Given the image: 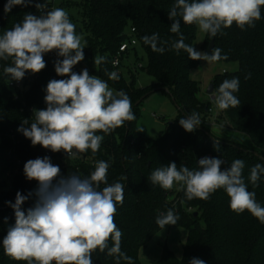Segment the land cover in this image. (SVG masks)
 Listing matches in <instances>:
<instances>
[{"label": "trees", "instance_id": "trees-1", "mask_svg": "<svg viewBox=\"0 0 264 264\" xmlns=\"http://www.w3.org/2000/svg\"><path fill=\"white\" fill-rule=\"evenodd\" d=\"M6 2L0 0V35L21 22L27 13L39 16L41 13L35 7L36 3L46 2L48 10L51 6L49 0H32L27 6H13L6 14ZM174 3L175 0H78L74 3L83 21L85 55L93 63L97 57H103L102 63L97 65L100 78L116 91L122 90L129 96L136 119L125 122L109 134L99 132L104 139L95 154L89 150L79 158L70 159L63 151H50L48 157L65 177L73 173L87 177L100 160L109 164L108 183L119 181L124 184L123 203L117 204L114 221L123 233L121 251L132 258V264H142L140 250L162 231L156 218L169 209L179 219L176 225H166L164 229L183 228L187 231L183 255L177 258L165 246L161 258L153 264H189L193 258L202 259L205 264H264V224L247 211L241 214L232 211L230 198L223 189L207 200H188L179 184L164 190L148 180L156 168L171 162H175L178 169L186 166L198 170L199 159L218 157L224 161L223 170L235 159H241L245 164L243 177L248 190L256 193L257 202L264 207V174L257 186L249 180L251 168L257 163L264 165V7L255 27L246 26L241 30L234 23L229 28H222L215 38L206 35L205 39L208 45L214 40L215 47L222 50V57L226 56L219 61L238 64L237 71L220 73L212 81L214 93L225 79L236 77L240 81L239 91L234 93L240 105L220 110L216 120L220 123L227 121L223 127L225 130L247 136L252 142L247 147L229 138L215 137L207 126L210 104L200 100L199 84L191 78V71L199 66V60H191L184 50L177 54L171 49L180 34L186 44L194 47L197 25L184 24L181 20L180 34L172 33L168 13ZM128 26L135 30L134 37L147 55V66L138 70L155 78V83L145 89L136 86L135 75L132 74L128 82L112 66L113 60L119 56L120 46L129 39L126 35ZM154 33L159 34L161 42L167 41L163 44L165 51L162 54L154 52L142 40L143 36ZM57 59L62 57L55 52L46 53V67L36 74L27 72L20 80L22 90L12 89L10 83L17 80L3 71L4 67L12 66L11 58L0 60V264H28L27 261L14 260L3 249L2 240L8 228L15 224L14 210L8 202L15 203L17 192L26 196L35 191L37 181L26 178L24 165L28 160L46 155L45 148L33 146L17 129L23 120L32 122L34 109L46 108L44 98L48 82L68 78L56 74L54 65ZM73 71L81 72L76 65ZM113 72L117 79H110ZM156 88L166 89L164 92L176 104L179 115L167 123L157 139H151L138 128L142 103L135 105ZM192 112L199 113L202 123L195 131L187 132L179 120ZM104 186L100 185L101 188ZM34 203L35 196L25 201L22 210L27 211ZM92 260L93 264H117L115 257L107 255V250L94 252ZM119 264L128 262L121 259Z\"/></svg>", "mask_w": 264, "mask_h": 264}, {"label": "clouds", "instance_id": "clouds-1", "mask_svg": "<svg viewBox=\"0 0 264 264\" xmlns=\"http://www.w3.org/2000/svg\"><path fill=\"white\" fill-rule=\"evenodd\" d=\"M32 0H7L4 12L13 6H27ZM39 16L27 13L21 22L0 35V60L11 58L12 66L4 67L5 74L20 81L27 72L39 73L46 67L44 55L55 52V72L67 79L50 80L46 87L45 109H34L33 120H23L17 129L33 146L40 145L56 153L63 151L68 158H79L89 150L99 151L104 139L99 132L111 133L125 122L136 119L132 102L122 90H112L99 76L90 75L85 68L80 73L73 71L75 65L84 60V44L76 32V26L68 13L59 7L48 10L46 2L36 3ZM264 0H175L168 18L172 21L170 31L180 34L181 20L184 24H195L201 32L215 38L222 28L234 23L241 30L255 27L261 19ZM144 44L154 52L163 53L159 34L142 37ZM182 34L171 44L177 54L184 50L191 60L218 61L226 59L220 48L211 54L197 51L184 42ZM159 45V46H158ZM103 57L94 61L99 65ZM116 73L110 79H117ZM248 77H246L247 79ZM239 78L225 79L212 95L219 110L240 105L234 93L239 91ZM202 123L199 113L179 120L187 132H193ZM30 126H26L29 125ZM221 158L203 157L198 160V170L186 166L177 168L175 162L156 168L148 177L152 185L170 190L179 184L188 200H207L219 189L230 198V209L237 214L249 212L264 224V207L256 200V193L249 191L243 177L244 161L235 159L230 167L222 170ZM109 164L97 161L95 170L87 177L78 174L62 176L58 165L50 157L28 160L24 174L28 180L37 181V188L28 195L16 193L15 203L8 202L15 214V224L10 226L2 240L6 255L28 264H93L96 251L132 264V258L121 251L122 231L114 218L117 204L123 203L124 184L108 183ZM264 165L257 163L250 170L249 180L257 186ZM121 179H127L122 177ZM101 184L105 186L100 187ZM35 196V203L27 211L22 205ZM179 216L169 209L160 213L156 224L160 229L176 225ZM111 241V246L109 245ZM189 264H205L193 258Z\"/></svg>", "mask_w": 264, "mask_h": 264}, {"label": "rangeland", "instance_id": "rangeland-1", "mask_svg": "<svg viewBox=\"0 0 264 264\" xmlns=\"http://www.w3.org/2000/svg\"><path fill=\"white\" fill-rule=\"evenodd\" d=\"M49 1L51 2V6L49 10L55 7H59V8H63L68 13L71 22L76 26L77 34L80 35L82 38V44H84L85 46V33L83 29V21L79 14V9L77 8V6L74 5V3L77 2L78 0H49ZM126 35L128 36L129 39L133 38L132 29L129 26L126 29ZM206 35L207 34L201 32L199 30V27L197 26L196 40L194 43V48L197 51L205 52V50L207 49L209 42L208 43L205 42ZM84 57H85L84 60L76 65L77 68L80 71L86 68L90 75L99 76V70L97 64L93 63L85 55V52H84ZM120 61H121V66L118 69V71L120 74L123 75L126 81L129 82L133 74L135 75L136 86L140 89L148 88L155 83V78L153 76L148 75L142 70H138L136 68L139 67L140 65L146 67L148 62L147 55L143 47L139 43H137V45L134 48H131L129 53L123 54ZM237 70H238V64L235 63L227 64L219 60L209 61V62L199 60V66L191 71V78L196 82H198L199 84L200 100L204 103L210 104L211 109L208 113L206 120H207V126L209 127L210 131L214 134V136L221 139L229 138L230 140H233L241 145L249 147L252 145V142L247 136L225 130L223 127L224 124L227 123V121H221L220 123L216 120V117L218 116L220 110L212 101V96L208 95L207 93V90L216 75L225 72H234ZM109 87L112 90L116 91L111 86ZM140 113L141 115L138 121V128L143 134H145L148 138L151 139H157L161 135V132H163L166 129L167 123L172 120H175L179 115L177 107L170 99L168 94H166L164 91H157L151 94L148 98H146L140 106ZM163 233H168V232L165 231ZM176 233L178 236L175 239V243L178 245L177 247L179 249V252H183L182 244L185 241H183V239L180 240L179 236H181L180 233H183V235H185L186 231L182 228H172L170 233H168V235L166 234L167 236H165V240L162 242L163 244L160 245L159 247L163 249L165 244L166 246L168 243L170 244V239ZM157 237L158 235H156L151 241L155 240L157 242L158 240L156 239ZM166 238L169 239V242L166 241ZM152 245L153 246L149 247V251L147 250V252L144 249L140 250V252L142 251L140 255V260L142 264H152V262L154 261L151 258V255L155 253L154 250L156 247L154 248L155 243H153Z\"/></svg>", "mask_w": 264, "mask_h": 264}, {"label": "crops", "instance_id": "crops-1", "mask_svg": "<svg viewBox=\"0 0 264 264\" xmlns=\"http://www.w3.org/2000/svg\"><path fill=\"white\" fill-rule=\"evenodd\" d=\"M183 229V228H182ZM172 229H164V230H162L159 234H158V237L156 238V239H158L157 240V242L154 240V241H151L145 248H143L144 250H146V252H147V250L149 251V247H152L153 245V243H155V246H154V248H155V250H154V254L153 255H151V258L154 260L153 262H152V264L155 262V261H158L160 258H161V255H162V251H163V249L162 248H160L159 246L160 245H162L163 243V241L165 240V236H167L168 235V233H170V231H171ZM185 230V229H184ZM168 232V233H163V232ZM186 231V230H185ZM167 234V235H166ZM181 234V236H179V238H180V240L181 239H183V241H185V242H183V246L182 247H184V245H185V243H186V240H187V231H186V233H185V235H183V233H180ZM177 233L174 235V236H172V238L170 239V244L168 243L167 244V247L171 250V251H173L174 252V254L176 255V257L177 258H180V257H182V255H183V252H179V249H178V245L175 243V239L177 238ZM185 236V237H184ZM185 239V240H184ZM166 241H168L169 242V239H167L166 238ZM165 246H166V244H165ZM164 246V247H165ZM158 248V249H157ZM143 249H141V250H143ZM182 251H183V249H182ZM141 253H142V251L140 252V255H141ZM180 253H182V254H180ZM181 255V256H180ZM150 258V259H151Z\"/></svg>", "mask_w": 264, "mask_h": 264}, {"label": "built area", "instance_id": "built-area-1", "mask_svg": "<svg viewBox=\"0 0 264 264\" xmlns=\"http://www.w3.org/2000/svg\"><path fill=\"white\" fill-rule=\"evenodd\" d=\"M132 34H133V38L132 39H128L125 43H123L120 48H119V56L116 57L113 62H112V66L116 69V71H118V69L121 66V57L123 54H125L127 51L131 50V48H134L137 45V40L134 37L135 34V30L132 29ZM142 66L140 65L139 67H136L137 69L141 68ZM10 87L12 89H21L23 87L22 83L20 81H13L10 83ZM22 90V89H21ZM44 153L46 156H50L51 152L49 149H44Z\"/></svg>", "mask_w": 264, "mask_h": 264}, {"label": "water", "instance_id": "water-1", "mask_svg": "<svg viewBox=\"0 0 264 264\" xmlns=\"http://www.w3.org/2000/svg\"><path fill=\"white\" fill-rule=\"evenodd\" d=\"M215 47V42L214 40H212L210 42V44L208 45L207 49L205 50V53L207 54H211L212 50L214 49ZM131 84V82H130ZM166 89L164 88H156V89H153L152 91L148 92L146 95H144L137 103L135 106H138L140 103H142L146 98H148L151 94L157 92V91H165ZM207 93L208 95L212 96L214 94V84L213 82L211 83V85L209 86L208 90H207ZM176 106V104H175ZM177 107V106H176Z\"/></svg>", "mask_w": 264, "mask_h": 264}]
</instances>
